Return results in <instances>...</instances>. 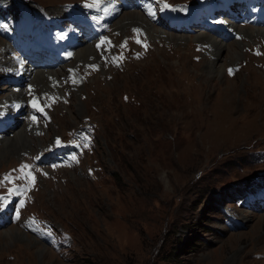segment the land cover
I'll list each match as a JSON object with an SVG mask.
<instances>
[{"label":"rangeland","instance_id":"rangeland-1","mask_svg":"<svg viewBox=\"0 0 264 264\" xmlns=\"http://www.w3.org/2000/svg\"><path fill=\"white\" fill-rule=\"evenodd\" d=\"M32 1L59 16L68 0ZM9 3L0 0V10ZM144 4L123 10L98 33L81 28L94 55L68 60L71 70L57 73L61 85L48 79L17 91L0 86L4 121L17 98L32 100L44 114L51 100L53 109L47 127L36 119L27 129L21 115L15 128L0 130V172L21 163L36 174V184L29 179L0 198V264H264L257 185L240 202L233 199L236 184L264 169V161L248 160L253 149L264 154V45L256 56L246 50L247 38L264 31L247 24L242 40L221 42L203 36L205 13L193 32L203 33L192 37L154 27L149 38L134 31L143 23H118L138 13L149 21ZM238 8L222 19L253 17L264 26L262 13ZM245 28L254 33L246 35ZM26 38L0 30V71L9 75L7 51L21 55L30 47ZM215 42L225 46L218 57ZM95 64L82 78L81 68ZM17 127L23 129L14 135ZM8 200H19L14 214L4 212ZM27 213L68 233L52 249L54 240L44 243L35 228L27 229Z\"/></svg>","mask_w":264,"mask_h":264},{"label":"bare ground","instance_id":"bare-ground-1","mask_svg":"<svg viewBox=\"0 0 264 264\" xmlns=\"http://www.w3.org/2000/svg\"><path fill=\"white\" fill-rule=\"evenodd\" d=\"M128 14V13H127ZM130 15V14H129ZM134 21V22H136V24H142L143 23V25L145 24L146 25V27L148 28V29H150L151 31H153L154 30V27L153 26H151L150 24H148L145 20H143L142 18H141V16L139 15V13H138V15H136V16H132V19H122V20H120L118 23H121V21H124L125 22V25L126 24H128V21ZM133 24V23H132ZM243 31H244V33L246 34V35H252L253 33H254V31H251V29L250 28H248V29H242ZM234 43H236V42H234ZM237 45V44H236ZM214 47H215V55L218 57V52H220V51H222V49L225 47H223V45H222V43H216L215 42V45H214ZM236 49V48H235ZM238 50V49H237ZM236 50V51H237ZM233 51V50H232ZM234 54V55H233ZM92 55H94V51H93V49L91 48V46H88V45H84V46H82V47H80L79 49H77V51H76V58L75 59H77L76 61H78V60H81V58L82 57H87V56H92ZM232 55L233 56H237L238 54H236L235 52H232ZM94 57V56H93ZM213 64V63H212ZM216 69H220V67H216ZM51 79V78H50ZM33 80H35L34 82L35 83H41V84H43L44 85V83L47 81L46 80V76H44V74H42L41 76H40V74H39V72H35L34 73V75H33ZM46 85V84H45ZM57 85V84H56ZM54 90V89H53ZM18 92H20V91H18ZM20 96V95H19ZM15 98V97H14ZM35 101V100H34ZM20 122V121H19ZM19 127H17L15 130H13V132H14V135L16 134V133H18V132H20V129L22 128V127H20L19 129H18ZM18 129V131H16ZM23 129V128H22ZM21 133V132H20ZM19 134V133H18ZM17 134V135H18ZM24 134V133H23ZM13 135V136H14ZM20 135H22V134H20ZM19 135V136H20ZM18 136V137H19ZM29 138V137H28ZM17 139V136L15 137V138H13V139H7V138H3L2 140H1V144H3L4 146L7 144V142H11V141H13V140H16ZM19 143V142H18ZM23 144L26 146V147H28L29 146V142L27 141V140H24L23 141ZM4 146H3V148H4ZM7 146H9V145H7ZM12 146V145H11ZM20 146V148L21 149H18V150H22V148H23V146L22 145H19ZM15 147H16V145H15ZM16 150V149H15ZM13 232V231H12ZM15 233V232H14ZM2 234V233H1ZM10 235V234H9ZM7 236V235H6ZM11 236V235H10ZM15 237V236H14ZM7 238V237H6ZM39 250V249H38ZM46 250V249H45ZM41 251V250H40ZM43 253V252H42ZM42 256V255H41Z\"/></svg>","mask_w":264,"mask_h":264},{"label":"snow or ice","instance_id":"snow-or-ice-1","mask_svg":"<svg viewBox=\"0 0 264 264\" xmlns=\"http://www.w3.org/2000/svg\"><path fill=\"white\" fill-rule=\"evenodd\" d=\"M89 6H91V5H89ZM164 7H165V8H168V7H172V6H171V5H168L167 3H164ZM134 31L139 32L138 29H134ZM137 42L139 43L140 41L137 40ZM122 46H123V45H122ZM98 47H99V45H98ZM228 71H229V74L232 73V69H229ZM33 107H37V105H36V104H33ZM33 119H35V117H33ZM73 158H74V157H73ZM27 176L30 178L31 182L34 183V177L32 176V174H31V173H27ZM5 179H9V177L6 176ZM23 203H24V202L21 201L19 206H22ZM18 215H19V212L17 211V216H18Z\"/></svg>","mask_w":264,"mask_h":264}]
</instances>
